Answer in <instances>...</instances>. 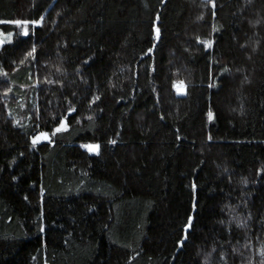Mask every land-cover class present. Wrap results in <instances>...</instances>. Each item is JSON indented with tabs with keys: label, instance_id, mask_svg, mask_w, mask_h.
<instances>
[{
	"label": "trees",
	"instance_id": "1",
	"mask_svg": "<svg viewBox=\"0 0 264 264\" xmlns=\"http://www.w3.org/2000/svg\"><path fill=\"white\" fill-rule=\"evenodd\" d=\"M0 37V259L264 264V0H0Z\"/></svg>",
	"mask_w": 264,
	"mask_h": 264
},
{
	"label": "rangeland",
	"instance_id": "2",
	"mask_svg": "<svg viewBox=\"0 0 264 264\" xmlns=\"http://www.w3.org/2000/svg\"><path fill=\"white\" fill-rule=\"evenodd\" d=\"M11 23L19 26L23 30L24 34H26L28 25L38 24L39 20H34L32 22L30 21H11ZM3 45H4V41L0 37V50L3 47ZM177 89H179L180 92H184L185 90V88L182 85H178ZM41 139H42V136L37 138L35 141H40ZM83 148L86 150H89L92 153L99 152L98 145L85 144L83 145ZM40 245H41L40 242L34 245H24L21 242H16L12 250L0 259V264H28L30 257L34 254V252Z\"/></svg>",
	"mask_w": 264,
	"mask_h": 264
}]
</instances>
